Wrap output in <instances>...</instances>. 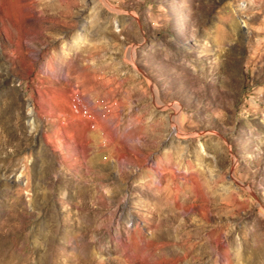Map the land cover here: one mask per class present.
<instances>
[{"label":"rangeland","instance_id":"rangeland-1","mask_svg":"<svg viewBox=\"0 0 264 264\" xmlns=\"http://www.w3.org/2000/svg\"><path fill=\"white\" fill-rule=\"evenodd\" d=\"M0 264H264V0H0Z\"/></svg>","mask_w":264,"mask_h":264},{"label":"built area","instance_id":"built-area-1","mask_svg":"<svg viewBox=\"0 0 264 264\" xmlns=\"http://www.w3.org/2000/svg\"><path fill=\"white\" fill-rule=\"evenodd\" d=\"M74 107H77V105L76 104H73V108ZM83 113L85 114L86 112H85V109H83Z\"/></svg>","mask_w":264,"mask_h":264},{"label":"bare ground","instance_id":"bare-ground-1","mask_svg":"<svg viewBox=\"0 0 264 264\" xmlns=\"http://www.w3.org/2000/svg\"><path fill=\"white\" fill-rule=\"evenodd\" d=\"M77 108V107H74V109ZM86 112V111H85Z\"/></svg>","mask_w":264,"mask_h":264}]
</instances>
